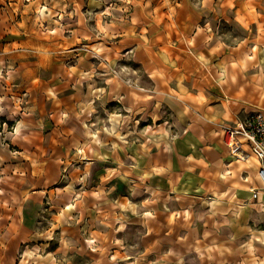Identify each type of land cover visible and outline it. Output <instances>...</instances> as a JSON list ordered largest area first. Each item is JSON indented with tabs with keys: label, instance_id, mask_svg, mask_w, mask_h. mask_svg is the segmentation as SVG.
<instances>
[{
	"label": "crops",
	"instance_id": "1",
	"mask_svg": "<svg viewBox=\"0 0 264 264\" xmlns=\"http://www.w3.org/2000/svg\"><path fill=\"white\" fill-rule=\"evenodd\" d=\"M255 110L264 0H0V116L13 127L0 128V264H94L107 222L115 237L142 223L144 240L161 213L169 234L178 210L187 224L198 201L208 217L214 201L229 209L213 223L234 238L205 245L192 215L153 246L188 236L225 251L209 263L185 247L184 260L257 264L245 259L264 248L258 164L231 158L222 133ZM93 194L113 203L101 217Z\"/></svg>",
	"mask_w": 264,
	"mask_h": 264
},
{
	"label": "rangeland",
	"instance_id": "2",
	"mask_svg": "<svg viewBox=\"0 0 264 264\" xmlns=\"http://www.w3.org/2000/svg\"><path fill=\"white\" fill-rule=\"evenodd\" d=\"M0 128L1 130L3 129L4 134H10L13 127H12V123H9L6 120V118H4L3 116H0ZM108 135L110 136V134H107V132L104 131L103 133L104 138ZM0 143L2 144V141ZM134 199L132 198L130 200L133 201ZM96 202H98L97 210L99 211L98 213L99 217H101L103 213L102 208H109L113 206L112 202L106 199H102L99 201V199H97V196L93 194V206H95ZM125 202L126 200L124 198L120 199L119 201V203H123V205L125 204ZM199 202L200 201L197 202L196 207H194L191 212L194 218L193 227L196 230L195 236L200 237V233L202 237L206 236L205 237L206 242L204 243L205 245L209 244V242H214V240L219 239L222 235V231L225 232V237L227 239H231V238L233 239L234 238L233 235L235 234L231 226H230V229H227L228 225H224L223 223L217 220H215V222L213 223L214 218L217 217V219H219L220 217L223 216V213L230 212L229 209L227 208L225 210L224 208L218 207L220 203L217 201H214L210 205V212H209L210 215L208 217V213L205 212L206 210L205 211L199 210ZM123 205H121L120 207H123ZM167 210L169 209L167 208ZM137 211L140 215L145 214V210L143 208H140V209L138 208ZM165 213H161L157 221V222H162L161 230L159 231V233L154 235L152 232L151 233L148 232V234L150 233V236H148V238H145L144 240L143 239L141 240L140 236L136 235V234L144 233V228H143L144 226L142 225V223L134 221L135 224H133L131 228L125 229V230H123L124 227L120 226L119 231L122 233L121 235L117 234L115 237L114 233L116 231L113 230L112 232V226H113L112 221L107 222L106 224L109 227V231H106V235L101 236V239L99 238V243L96 246V248H94L93 250V252L98 253L97 256L95 257L94 264H107L106 257L107 256L109 257V255H111L109 257V261H111L110 264H173V263L174 264H197V262L192 263L190 260H184L186 259L185 257H183L185 254V250H184L185 247L187 249H194L196 251L197 256L204 255L206 259H208L209 263H220V261L223 260L224 251H225L224 247L212 245V246L204 247L203 249V247L201 246L202 244L197 242L195 239L192 238L189 241L186 240L188 236H186V238L182 240V244L185 247L180 246V245L179 246L181 248L175 245H173L174 247L168 246L169 244L172 243L171 241H165L163 245L161 246L159 245L153 246L152 244L153 241L157 239L158 237L163 238L165 236L167 237L183 236L186 230L188 231L189 229L191 230L192 226L190 227L189 224L191 223L190 217L192 215L189 216L188 223L185 224L184 226H181L186 221L187 210L186 211L178 210V213L175 214L176 220L178 222L174 221V227L176 229L172 230V232L169 234L164 224L166 221L165 220L166 218H164ZM167 216L168 215H166V217ZM108 217L109 216H107V218ZM202 217H206V218L208 217V219L204 222ZM209 221H211V224L210 223L208 224ZM244 221H246V219H244L243 222ZM132 222H133L132 218L128 220V224L129 223L131 224ZM203 222H204V227H203ZM221 224L223 225L219 226ZM105 230H106L105 227H103L102 231L105 232ZM95 238L96 236L94 237V239ZM248 248H249V251L250 249H252L251 246H248ZM100 251L101 253H103L102 255L105 257H101ZM251 252L254 253L253 251ZM249 254H250V258L247 257L245 259V263H248L252 259L256 260L257 258L258 259L257 264H264V248H256L254 255H251V253ZM175 260L176 262H174ZM193 260L196 261L195 257H193Z\"/></svg>",
	"mask_w": 264,
	"mask_h": 264
},
{
	"label": "built area",
	"instance_id": "3",
	"mask_svg": "<svg viewBox=\"0 0 264 264\" xmlns=\"http://www.w3.org/2000/svg\"><path fill=\"white\" fill-rule=\"evenodd\" d=\"M223 144L236 160L254 157L264 187V116L260 111L244 113L236 122L223 125ZM255 195V193H253Z\"/></svg>",
	"mask_w": 264,
	"mask_h": 264
},
{
	"label": "bare ground",
	"instance_id": "4",
	"mask_svg": "<svg viewBox=\"0 0 264 264\" xmlns=\"http://www.w3.org/2000/svg\"><path fill=\"white\" fill-rule=\"evenodd\" d=\"M232 157V156H231ZM252 157V156H251ZM233 158V157H232ZM235 159V158H234ZM253 159H254V157H253ZM236 160V159H235ZM237 161H243V162H245L246 161V159L245 160H237Z\"/></svg>",
	"mask_w": 264,
	"mask_h": 264
}]
</instances>
